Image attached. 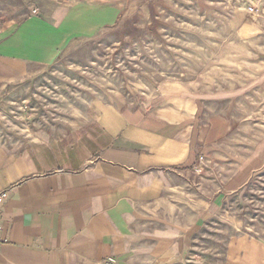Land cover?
<instances>
[{"label":"crops","instance_id":"obj_1","mask_svg":"<svg viewBox=\"0 0 264 264\" xmlns=\"http://www.w3.org/2000/svg\"><path fill=\"white\" fill-rule=\"evenodd\" d=\"M102 2L55 0L0 38V105L117 20ZM166 92L156 109L117 94L94 117L0 132V264H264L263 103L246 85L226 109Z\"/></svg>","mask_w":264,"mask_h":264},{"label":"rangeland","instance_id":"obj_2","mask_svg":"<svg viewBox=\"0 0 264 264\" xmlns=\"http://www.w3.org/2000/svg\"><path fill=\"white\" fill-rule=\"evenodd\" d=\"M54 1L0 0V38ZM102 3H119L117 20L64 41L30 78L32 87L9 93L0 105V132L45 130L94 117L98 109H111L117 94L156 109L158 97L174 84L183 96L198 95L203 109L206 104L226 109V99H237L246 85L251 108L263 103L257 113L264 116V0Z\"/></svg>","mask_w":264,"mask_h":264},{"label":"built area","instance_id":"obj_3","mask_svg":"<svg viewBox=\"0 0 264 264\" xmlns=\"http://www.w3.org/2000/svg\"><path fill=\"white\" fill-rule=\"evenodd\" d=\"M74 0H64V2H71ZM248 11L252 14V15H257L258 14V9L256 7H254L253 5H249L247 7ZM36 12V10H34ZM205 158L203 156L200 157V163L204 162ZM200 167V165H198V168ZM8 196V190H2L0 192V204L3 203L5 201V199ZM7 241L5 234H4V226L2 223V220L0 218V244L1 243H5ZM115 259L114 258H110L108 260V262L110 263H114Z\"/></svg>","mask_w":264,"mask_h":264}]
</instances>
